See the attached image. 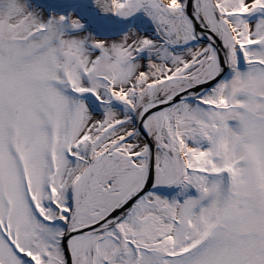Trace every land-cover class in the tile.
I'll return each instance as SVG.
<instances>
[{
	"label": "snow or ice",
	"instance_id": "obj_1",
	"mask_svg": "<svg viewBox=\"0 0 264 264\" xmlns=\"http://www.w3.org/2000/svg\"><path fill=\"white\" fill-rule=\"evenodd\" d=\"M0 264H264V0H0Z\"/></svg>",
	"mask_w": 264,
	"mask_h": 264
}]
</instances>
